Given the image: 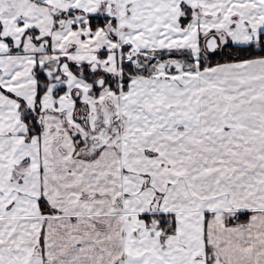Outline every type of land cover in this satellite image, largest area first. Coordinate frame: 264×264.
I'll return each instance as SVG.
<instances>
[{
  "label": "snow or ice",
  "instance_id": "obj_1",
  "mask_svg": "<svg viewBox=\"0 0 264 264\" xmlns=\"http://www.w3.org/2000/svg\"><path fill=\"white\" fill-rule=\"evenodd\" d=\"M0 264H264V0H0Z\"/></svg>",
  "mask_w": 264,
  "mask_h": 264
}]
</instances>
